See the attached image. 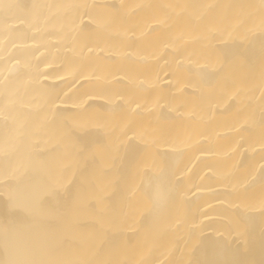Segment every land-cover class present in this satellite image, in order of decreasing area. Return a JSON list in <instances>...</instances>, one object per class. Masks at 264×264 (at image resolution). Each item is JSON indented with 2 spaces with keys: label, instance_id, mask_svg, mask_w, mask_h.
<instances>
[{
  "label": "bare ground",
  "instance_id": "1",
  "mask_svg": "<svg viewBox=\"0 0 264 264\" xmlns=\"http://www.w3.org/2000/svg\"><path fill=\"white\" fill-rule=\"evenodd\" d=\"M0 264H264V0H0Z\"/></svg>",
  "mask_w": 264,
  "mask_h": 264
}]
</instances>
